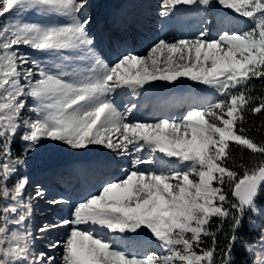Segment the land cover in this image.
<instances>
[{"label": "snow or ice", "instance_id": "6c2138e0", "mask_svg": "<svg viewBox=\"0 0 264 264\" xmlns=\"http://www.w3.org/2000/svg\"><path fill=\"white\" fill-rule=\"evenodd\" d=\"M161 4L162 15L173 19L182 7L217 4L247 18L252 27L229 30L230 13L225 12L219 22H211L215 35L205 19L196 38H161L147 55L128 53L109 65L90 33L88 0H0V264H233V248L246 221L253 230L261 226L257 239L243 246L254 254V264H264V205L258 202L264 193V160L251 168L241 163L242 175L229 167L235 164L230 145L264 157V143L246 136L243 126L247 111L264 113V98L248 94L252 80L264 79V0ZM29 12L68 23L25 22ZM21 47L45 53L52 62L42 64ZM181 78L222 98L190 100L200 106L179 119H128L145 104L164 100V94L146 86L175 84ZM18 134L24 147L16 155ZM43 140L72 150L102 146L133 157L130 169H122L124 178L104 182L99 194L73 204L67 218L39 228L41 234L66 229L62 240L48 245L62 250L59 260L54 252L36 250L37 237L27 227L33 214L25 201L31 181L20 166ZM143 153L148 155H137ZM96 163L111 166L103 159ZM141 165L152 167L145 171ZM32 198L46 199L47 192L37 187ZM48 202L70 203L62 197ZM225 224L228 244L218 256ZM205 238H211L210 247H204ZM153 243L161 254L136 251Z\"/></svg>", "mask_w": 264, "mask_h": 264}, {"label": "rangeland", "instance_id": "374dc122", "mask_svg": "<svg viewBox=\"0 0 264 264\" xmlns=\"http://www.w3.org/2000/svg\"><path fill=\"white\" fill-rule=\"evenodd\" d=\"M117 3L118 0H88L87 17L91 21L89 24L90 33L98 43L96 49L97 53L100 55L101 59L109 65L115 63L119 57L128 53L147 55L149 47L161 38H167L168 40L196 38L202 27V21L205 19L209 21V32L215 35L216 33L212 30L211 22L213 20L219 22L224 18L223 13L225 12L230 13V16L227 18L229 30L242 31L252 27V22L247 18L239 17L235 13H231V10H225L222 6L217 4H213L209 9H205L203 6L198 8L182 7V11L173 19L172 17L162 15L164 9L161 0H121L120 6H117ZM124 6H126V11H122ZM109 13L115 15L125 14L121 20L124 25V29L121 30V33L122 36L126 38V43H122L121 39L118 38V24L112 28L110 27V20L106 18ZM23 20L25 22L38 23L45 26H57L68 23L63 17L36 12L25 14ZM3 21L4 18L0 17V23ZM128 21L132 22L130 23L131 28H136L133 34L129 31L130 27L129 23H127ZM127 47L129 49H127ZM20 51L35 57L41 61L42 64H50L52 62V58L45 53L33 52L26 47H21ZM104 53H111L113 58H106ZM146 87L153 88V91L164 94V100H157L145 104L140 111L129 114V120L138 122L151 121L160 116H170L174 119H179L181 113L187 111L190 107L200 106L196 103L189 104L188 101L190 100L200 101L202 103L203 101H215L222 98L214 94L213 89L197 84L187 78H181V81H177L175 84L155 82L154 86L149 85ZM166 88H168V90L170 89V91ZM124 91L127 92V90ZM117 92L119 93L120 90H117ZM130 95L131 94L128 93V96ZM128 96L123 97V99L127 101ZM121 99L119 95L116 97L117 104L121 103ZM133 99L138 100L140 98L133 97ZM29 104H33V101L29 100ZM146 108H148L147 111ZM25 114L30 116L33 115L32 113ZM16 142H20L24 145L19 139V134L17 135ZM137 155L147 156L148 154L143 153ZM94 158H96L95 161L101 159L111 161L110 167H102L96 163L89 168V170L99 169V171H104V174L110 173V175L106 177V181H109L124 178L125 172L122 171V169H130V161L133 157L128 155H117L115 152L103 148L102 146H90L89 149L85 150H72L60 142H53L50 140H43L37 151L27 154L25 163L20 166V168L21 174L27 176L31 181L26 189L25 201L32 204L33 214L27 227L30 228L37 237L34 241L37 251L54 252L57 260H59L62 250L59 248L55 250L50 249L48 245L54 241L62 240L66 235V229L57 228L43 234L38 230L44 224L54 223L58 219L67 218L69 216V209L73 204L91 195L99 194L101 184L103 183L94 179V175L91 174L90 176L94 182L89 186V184H87L89 178L85 177L87 175V173H85L87 168L86 165ZM76 163L80 164H78L77 167H72V165ZM140 167L148 171L152 166L141 165ZM76 168H80L79 173ZM73 174H79L78 176H80L79 180L76 182L77 188H83L80 193L75 195V193H72V188H70V190L64 189L70 194L69 196H67V193L65 194L70 203L64 205L49 203L48 201L54 198L59 199L62 197L65 199L63 194L60 193L61 195H59L58 193L59 196L57 195V188H54V185H57L52 183L55 182L63 187L64 180H62L61 177L71 176ZM37 187L46 190V199L36 200L32 198L34 196V190ZM89 192L91 193L88 195ZM103 231L102 229H97L98 233L102 234ZM149 250L155 251L157 254L162 253V249L155 243L149 247H143V249H139L137 252L143 255Z\"/></svg>", "mask_w": 264, "mask_h": 264}, {"label": "trees", "instance_id": "16d2710c", "mask_svg": "<svg viewBox=\"0 0 264 264\" xmlns=\"http://www.w3.org/2000/svg\"><path fill=\"white\" fill-rule=\"evenodd\" d=\"M251 88L248 94L252 96H258L264 98V79L260 80H252L250 82ZM255 103H259L256 101ZM245 135L249 138H252L258 144L264 143V113L253 115L250 111L245 113ZM24 145L20 142H15L13 145V149L16 155H19ZM233 151V157L235 164L232 162L229 163V167L233 168V170L237 171L239 174H243V169L239 166L241 163L249 168L256 166L259 164L261 160H264L260 154H253L250 150L241 149L240 146L230 145ZM229 197L231 198V193L229 192ZM260 204L264 205V193H262V198L258 201ZM259 219V217H257ZM218 221L214 220L212 224V228L215 229ZM230 223V221H229ZM259 226L253 230L247 221L244 224V227L240 231V235L242 239L238 241L233 248L232 252V260L233 264H254V257L248 251H246L243 246L245 241L251 242L255 241L259 236ZM229 235V225L225 224L223 232L218 235V248L217 255L220 256L222 253L219 251L220 249H224L228 244L227 236ZM211 246V238H205L204 247Z\"/></svg>", "mask_w": 264, "mask_h": 264}, {"label": "bare ground", "instance_id": "6f19581e", "mask_svg": "<svg viewBox=\"0 0 264 264\" xmlns=\"http://www.w3.org/2000/svg\"><path fill=\"white\" fill-rule=\"evenodd\" d=\"M122 11H126V6H124L123 8H122ZM125 14H121V15H115V14H112V13H109V14H107V19L108 20H110L109 22H110V27L112 28V27H114V26H116L117 24V27H118V29L120 28V29H124V25L122 24V22H121V20H122V17L124 16ZM124 23H126V22H124ZM127 23H132L131 21H128ZM127 25V24H126ZM126 30V29H125ZM106 58H113V56L110 54V53H108L107 54V56H106ZM165 89V88H164ZM167 90H168V88H166ZM168 91H170V89L168 90ZM175 91V90H174ZM166 92V91H165ZM167 93V92H166ZM175 99V98H174ZM97 158V157H96ZM96 158H94V159H92L89 163H88V165H86V173H92V172H94V171H96V169H94V170H89V168L90 167H92L94 164H96V162L97 161H95L96 160ZM98 160V159H97ZM78 164H80V163H76V164H74V165H72V167L74 166H78ZM81 168V167H80ZM80 168H76L77 169V171H78V173H79V169ZM96 168V167H95ZM82 169V168H81ZM57 175V174H56ZM78 175V174H77ZM74 177H76V175H74ZM55 178V177H54ZM48 179V178H47ZM53 184H55V183H53ZM55 186V185H54ZM57 187V186H56ZM64 187H66L67 189L69 188V183H67V184H65L64 185ZM57 190L58 191H61V190H59V187H57ZM57 195H58V193H57ZM66 196V195H65ZM68 196V195H67ZM67 196H66V198H67ZM68 199V198H67Z\"/></svg>", "mask_w": 264, "mask_h": 264}, {"label": "water", "instance_id": "95a60500", "mask_svg": "<svg viewBox=\"0 0 264 264\" xmlns=\"http://www.w3.org/2000/svg\"><path fill=\"white\" fill-rule=\"evenodd\" d=\"M120 3H121V1H120V0H118V4H117V6H118V5H120Z\"/></svg>", "mask_w": 264, "mask_h": 264}]
</instances>
